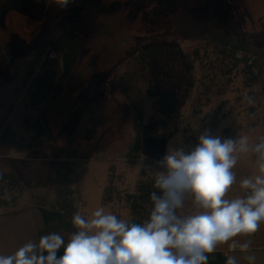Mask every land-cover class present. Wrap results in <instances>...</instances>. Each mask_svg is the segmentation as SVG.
Returning a JSON list of instances; mask_svg holds the SVG:
<instances>
[{"label": "rangeland", "instance_id": "374dc122", "mask_svg": "<svg viewBox=\"0 0 264 264\" xmlns=\"http://www.w3.org/2000/svg\"><path fill=\"white\" fill-rule=\"evenodd\" d=\"M47 1L43 22L12 11L4 28L0 24V176H6L0 212L35 203L61 213L71 200L84 216L104 207L140 221L150 209L132 206L139 188H154L156 161L170 142L190 150L213 124L211 133L222 138H264V0H70L63 8ZM66 30L80 43L77 63L61 88L37 103L35 80L52 74L57 81L62 72L48 41ZM215 37L247 44L237 57L245 56L256 83L247 86L243 65L224 77L209 68L223 48ZM153 45L167 50L143 59ZM184 63H193V70H184ZM153 70L173 91L172 104L163 100ZM35 122L46 132L42 145ZM234 171L230 196L240 195L238 182L255 173L254 157L242 154ZM72 217L62 212L43 219L39 236L57 232L67 240L75 231ZM249 241L246 253L228 244L216 251L234 255L238 264H249L247 255L264 264V224Z\"/></svg>", "mask_w": 264, "mask_h": 264}, {"label": "clouds", "instance_id": "9594fccd", "mask_svg": "<svg viewBox=\"0 0 264 264\" xmlns=\"http://www.w3.org/2000/svg\"><path fill=\"white\" fill-rule=\"evenodd\" d=\"M53 2L63 8L70 0ZM197 141L190 150L182 141L170 142L156 161L152 206L143 221L118 218L104 207L89 216L77 212L67 240L57 232L42 235L0 255V264H208L221 245L248 252L250 241L235 238L251 236L264 224V138H222L205 129ZM242 154L254 157L256 171L238 182L240 195L230 196ZM244 259L255 264L256 257ZM225 264L238 262L228 255Z\"/></svg>", "mask_w": 264, "mask_h": 264}, {"label": "trees", "instance_id": "16d2710c", "mask_svg": "<svg viewBox=\"0 0 264 264\" xmlns=\"http://www.w3.org/2000/svg\"><path fill=\"white\" fill-rule=\"evenodd\" d=\"M216 40V41H214ZM215 43H219L220 46H222V49H219L216 53H213L214 55V62L211 63V66L209 67L211 70H214V68H217V71L219 72V75L224 77L228 74L232 73V70H238L240 66L242 67L244 77L248 80L249 83H247V86H251L254 83L257 82V77L252 76V71H251V66L248 65V61L246 60L245 56L238 58L237 53L239 51L245 52L247 49V44H231L229 45V41H221L218 40L217 37L213 39ZM48 47L52 52L57 54L58 56L61 57L62 59V72L60 77L57 79V81L54 80L52 74H45L41 78H38L35 80L36 83V92L35 95H32V97L37 98V103L44 102L46 100V97H48L53 91H57L61 88V86L65 83L67 80L71 70L74 68V66L77 63L78 59V54H79V48H80V43L77 39V37L71 33L70 31H63L59 33L58 35H55L50 38L48 41ZM217 49V48H216ZM167 50V48H159L158 46H149L145 49L144 53L142 54L143 59H155L159 56H161L164 51ZM195 54H198V51L195 52ZM245 54V53H244ZM246 55V54H245ZM178 56V55H176ZM175 56V57H176ZM181 56H179L180 58ZM188 57V56H186ZM186 57H181L184 59H187ZM141 61H145V60ZM231 62L230 66L228 64ZM228 63V64H227ZM183 68L186 71H189L194 68V64L191 63H184ZM225 69V70H224ZM226 71V72H225ZM31 70H28L26 73L28 75H31ZM225 72V73H224ZM154 81L156 82L157 88L159 89L160 93L163 96V100L166 103L172 104L173 103V91L168 90L167 88L164 87L158 76L155 74V71H152ZM247 76L249 78H247ZM251 76V78H250ZM191 86H193L191 82ZM147 94L149 96L154 95V92L150 89V87L147 89ZM199 101L200 98H196V101ZM217 125H212L211 128L209 129L211 132L214 128H216ZM35 129L37 132V138L39 145H42L45 143L46 139V132L44 127L38 123L35 122ZM185 133H190L192 132L191 128H185L184 129ZM185 137V145L187 147H190V140L187 136ZM6 179V176L2 175L0 176V183L3 182ZM155 190L154 188H147V187H141L139 188V193L140 195L138 196L136 201L134 202V205L132 206L133 210L139 209L141 207V203L144 205H147L148 209H151V201H150V193ZM71 195V193H70ZM60 210L67 215H70L73 211V206L71 200L67 203H64L60 206ZM61 212V213H62ZM42 216L44 219H50L52 217H61V213L58 212H47L45 210H41ZM149 214V213H148ZM144 217L140 221L138 220H131L133 222H141L144 219ZM62 254V250L58 255ZM226 258L223 257L221 253H213L209 255V261L208 264H225Z\"/></svg>", "mask_w": 264, "mask_h": 264}, {"label": "crops", "instance_id": "0c3cea01", "mask_svg": "<svg viewBox=\"0 0 264 264\" xmlns=\"http://www.w3.org/2000/svg\"><path fill=\"white\" fill-rule=\"evenodd\" d=\"M72 206L73 211L70 215H74L76 210L74 203ZM43 209L35 203L16 208L10 204V208L0 212V255H11L25 243L39 239V231L44 225L41 213ZM249 239L250 236H246L243 242ZM261 249H264V246ZM214 253H221L224 258L228 256L227 253L221 251Z\"/></svg>", "mask_w": 264, "mask_h": 264}, {"label": "water", "instance_id": "95a60500", "mask_svg": "<svg viewBox=\"0 0 264 264\" xmlns=\"http://www.w3.org/2000/svg\"><path fill=\"white\" fill-rule=\"evenodd\" d=\"M47 0H6L0 11V24L4 28L9 12H15L34 22H43L47 10Z\"/></svg>", "mask_w": 264, "mask_h": 264}]
</instances>
